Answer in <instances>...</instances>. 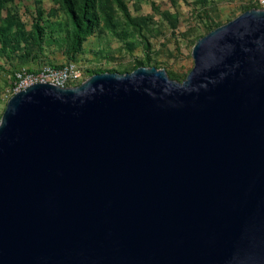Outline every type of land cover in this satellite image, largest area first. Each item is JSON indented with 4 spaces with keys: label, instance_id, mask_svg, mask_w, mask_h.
<instances>
[{
    "label": "water",
    "instance_id": "obj_1",
    "mask_svg": "<svg viewBox=\"0 0 264 264\" xmlns=\"http://www.w3.org/2000/svg\"><path fill=\"white\" fill-rule=\"evenodd\" d=\"M191 56L8 100L0 264H264V8Z\"/></svg>",
    "mask_w": 264,
    "mask_h": 264
},
{
    "label": "rangeland",
    "instance_id": "obj_2",
    "mask_svg": "<svg viewBox=\"0 0 264 264\" xmlns=\"http://www.w3.org/2000/svg\"><path fill=\"white\" fill-rule=\"evenodd\" d=\"M259 0H0V119L14 74L74 65L98 73L163 70L182 82L198 39Z\"/></svg>",
    "mask_w": 264,
    "mask_h": 264
},
{
    "label": "built area",
    "instance_id": "obj_3",
    "mask_svg": "<svg viewBox=\"0 0 264 264\" xmlns=\"http://www.w3.org/2000/svg\"><path fill=\"white\" fill-rule=\"evenodd\" d=\"M264 6V0H259ZM80 71L72 64L65 66L45 65L35 71L22 70L14 74V94L28 86L49 83L60 88L76 87L81 84Z\"/></svg>",
    "mask_w": 264,
    "mask_h": 264
}]
</instances>
